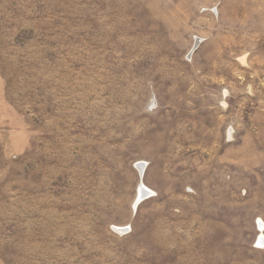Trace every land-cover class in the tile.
<instances>
[{
	"label": "rangeland",
	"instance_id": "obj_1",
	"mask_svg": "<svg viewBox=\"0 0 264 264\" xmlns=\"http://www.w3.org/2000/svg\"><path fill=\"white\" fill-rule=\"evenodd\" d=\"M0 264H264V0H0Z\"/></svg>",
	"mask_w": 264,
	"mask_h": 264
},
{
	"label": "bare ground",
	"instance_id": "obj_2",
	"mask_svg": "<svg viewBox=\"0 0 264 264\" xmlns=\"http://www.w3.org/2000/svg\"><path fill=\"white\" fill-rule=\"evenodd\" d=\"M148 191L147 189H145L143 186L140 187V192H139V198L145 196L146 194H148Z\"/></svg>",
	"mask_w": 264,
	"mask_h": 264
},
{
	"label": "water",
	"instance_id": "obj_3",
	"mask_svg": "<svg viewBox=\"0 0 264 264\" xmlns=\"http://www.w3.org/2000/svg\"><path fill=\"white\" fill-rule=\"evenodd\" d=\"M145 197V196H144ZM143 199V197L139 198V200Z\"/></svg>",
	"mask_w": 264,
	"mask_h": 264
}]
</instances>
